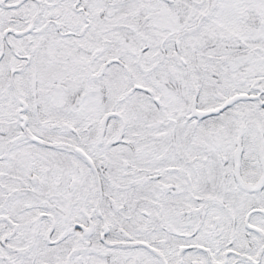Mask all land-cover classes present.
Here are the masks:
<instances>
[{
  "label": "snow or ice",
  "instance_id": "1",
  "mask_svg": "<svg viewBox=\"0 0 264 264\" xmlns=\"http://www.w3.org/2000/svg\"><path fill=\"white\" fill-rule=\"evenodd\" d=\"M0 264H264V0H0Z\"/></svg>",
  "mask_w": 264,
  "mask_h": 264
}]
</instances>
